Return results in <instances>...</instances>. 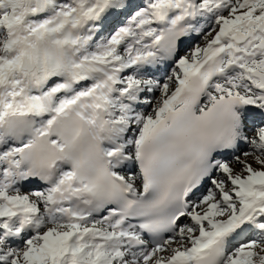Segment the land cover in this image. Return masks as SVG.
Here are the masks:
<instances>
[{"label": "snow or ice", "instance_id": "snow-or-ice-1", "mask_svg": "<svg viewBox=\"0 0 264 264\" xmlns=\"http://www.w3.org/2000/svg\"><path fill=\"white\" fill-rule=\"evenodd\" d=\"M0 264H264V0H0Z\"/></svg>", "mask_w": 264, "mask_h": 264}, {"label": "bare ground", "instance_id": "bare-ground-1", "mask_svg": "<svg viewBox=\"0 0 264 264\" xmlns=\"http://www.w3.org/2000/svg\"><path fill=\"white\" fill-rule=\"evenodd\" d=\"M137 2H142V0H137Z\"/></svg>", "mask_w": 264, "mask_h": 264}]
</instances>
